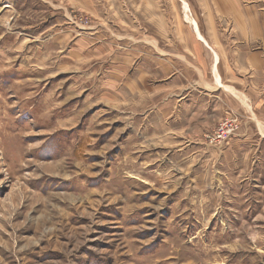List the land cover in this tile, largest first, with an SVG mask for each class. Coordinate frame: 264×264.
<instances>
[{"label":"rangeland","instance_id":"1","mask_svg":"<svg viewBox=\"0 0 264 264\" xmlns=\"http://www.w3.org/2000/svg\"><path fill=\"white\" fill-rule=\"evenodd\" d=\"M197 23L222 36L236 25L241 40L251 24L262 42L264 0H0V264H264L263 125L252 145H236L239 131L214 145L225 117L241 127L228 112L174 155L130 109L103 101L80 120V87L108 56L79 40L105 52L170 24L179 52Z\"/></svg>","mask_w":264,"mask_h":264},{"label":"crops","instance_id":"2","mask_svg":"<svg viewBox=\"0 0 264 264\" xmlns=\"http://www.w3.org/2000/svg\"><path fill=\"white\" fill-rule=\"evenodd\" d=\"M198 29L204 41L190 33L181 39L184 47L179 52L170 24L165 33L150 37H112L106 42L105 52L91 40H79L77 45L83 47V54L108 56L102 78L80 87L78 100L88 105L81 107L80 120L89 113L86 110L100 109L103 101L111 110L130 109L134 117H142L146 125L153 127V135L163 136V141L172 140L176 155L177 141L199 139L233 111L242 122L235 139L237 146L263 140L261 136L256 140V136L259 124L264 126V54L253 47L264 45V38L257 41L251 24L242 29L246 33L243 40L236 33V25L231 29L234 36H222L218 31L205 33L199 24ZM89 116L93 119L95 114ZM231 153L243 159L249 158L251 151L238 149ZM242 168L243 172L249 169L245 164ZM217 182L223 184L226 178L219 176ZM232 184L224 187V195Z\"/></svg>","mask_w":264,"mask_h":264},{"label":"built area","instance_id":"3","mask_svg":"<svg viewBox=\"0 0 264 264\" xmlns=\"http://www.w3.org/2000/svg\"><path fill=\"white\" fill-rule=\"evenodd\" d=\"M239 127V120L235 116L228 115L206 138L214 145L225 144L237 134Z\"/></svg>","mask_w":264,"mask_h":264},{"label":"bare ground","instance_id":"4","mask_svg":"<svg viewBox=\"0 0 264 264\" xmlns=\"http://www.w3.org/2000/svg\"><path fill=\"white\" fill-rule=\"evenodd\" d=\"M184 3V2H183ZM184 8H185V10H187V6H186V4H184ZM187 19H188V17H187ZM5 24V23H4ZM91 30V29H90ZM197 36H198V38H200V39H202L203 41H204V39H203V37L199 34V32H197ZM206 42V41H205ZM217 59V58H216Z\"/></svg>","mask_w":264,"mask_h":264}]
</instances>
